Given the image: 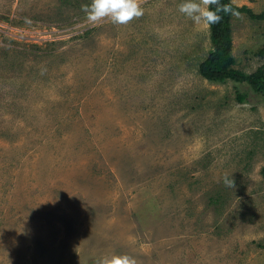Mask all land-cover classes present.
<instances>
[{"label":"rangeland","instance_id":"374dc122","mask_svg":"<svg viewBox=\"0 0 264 264\" xmlns=\"http://www.w3.org/2000/svg\"><path fill=\"white\" fill-rule=\"evenodd\" d=\"M183 2L93 24L90 0H0V264H264V94L201 76ZM230 24L264 72V20Z\"/></svg>","mask_w":264,"mask_h":264},{"label":"trees","instance_id":"16d2710c","mask_svg":"<svg viewBox=\"0 0 264 264\" xmlns=\"http://www.w3.org/2000/svg\"><path fill=\"white\" fill-rule=\"evenodd\" d=\"M230 5L231 11H224L223 6ZM208 8L216 11L221 19L209 27L211 50L207 57L199 64V72L209 81H232L238 84H247L254 93L264 94V72L258 70L253 74H245L234 68L235 59L231 55V19L234 14L244 13L250 19L264 20V12L255 14L247 6L238 7L232 0H216L209 3ZM246 93L237 95L239 102H244Z\"/></svg>","mask_w":264,"mask_h":264},{"label":"clouds","instance_id":"9594fccd","mask_svg":"<svg viewBox=\"0 0 264 264\" xmlns=\"http://www.w3.org/2000/svg\"><path fill=\"white\" fill-rule=\"evenodd\" d=\"M216 0H204L205 5L215 3ZM179 10L196 22L207 26L218 22L221 17L210 8L202 7L196 0H184ZM224 11H231L230 5L223 6ZM87 19L93 24L102 23L105 19L116 24H127L133 18L144 14L140 0H90L83 5ZM94 264H137L136 259L127 253L108 252L96 258Z\"/></svg>","mask_w":264,"mask_h":264}]
</instances>
